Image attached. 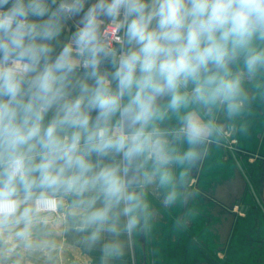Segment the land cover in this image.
Masks as SVG:
<instances>
[{
    "label": "clouds",
    "instance_id": "clouds-1",
    "mask_svg": "<svg viewBox=\"0 0 264 264\" xmlns=\"http://www.w3.org/2000/svg\"><path fill=\"white\" fill-rule=\"evenodd\" d=\"M258 101L264 0H0V234L50 252L34 229L58 212L94 264H120L154 227L149 194L193 200Z\"/></svg>",
    "mask_w": 264,
    "mask_h": 264
},
{
    "label": "crops",
    "instance_id": "crops-1",
    "mask_svg": "<svg viewBox=\"0 0 264 264\" xmlns=\"http://www.w3.org/2000/svg\"><path fill=\"white\" fill-rule=\"evenodd\" d=\"M225 140L237 155L264 206V103L259 101L253 106L246 132L227 135ZM191 184L196 191L195 198L172 209L161 207L156 194H149L158 212L154 227L145 235L128 237L126 253L120 264H243L231 260L227 253L225 246L229 248L231 234H227L224 240L222 252L226 254L222 262L219 260V241L212 237H217L214 221L219 211L230 218L231 223L239 220L236 209L240 208L241 215L245 216L250 211V205L244 200L248 183L227 148L212 146L207 159L193 171ZM249 196L256 205L251 193ZM190 210L194 214L189 217L187 226L175 228V220ZM34 238L52 240L55 248L50 252L28 249L10 236L6 241V252L42 256L35 264H94L97 254H88L76 246L75 234L64 231L58 212L46 216L36 226ZM259 261L252 260L248 264Z\"/></svg>",
    "mask_w": 264,
    "mask_h": 264
},
{
    "label": "rangeland",
    "instance_id": "rangeland-1",
    "mask_svg": "<svg viewBox=\"0 0 264 264\" xmlns=\"http://www.w3.org/2000/svg\"><path fill=\"white\" fill-rule=\"evenodd\" d=\"M260 103L263 104L264 101H260ZM249 194V190L246 189L244 191V200L246 204L250 205V211L246 216L241 215L239 208L236 209V215L238 214L239 220H234V223H231V219L220 211L218 217L215 218L214 231H217L215 232L217 237L216 235H212V237L217 238L219 241L220 262H222L221 260L226 254L222 252V247L225 245V237L227 234H231L229 248L225 246L231 260L239 261L243 264H248L252 260H260L256 263L264 264V217L259 208L252 202ZM10 236L13 235L0 234V264H35L36 260L41 261L42 256H20L6 252L5 245Z\"/></svg>",
    "mask_w": 264,
    "mask_h": 264
},
{
    "label": "water",
    "instance_id": "water-1",
    "mask_svg": "<svg viewBox=\"0 0 264 264\" xmlns=\"http://www.w3.org/2000/svg\"><path fill=\"white\" fill-rule=\"evenodd\" d=\"M109 23V22H108ZM220 146L222 148H227V152L228 154L231 156V158L233 159V161L235 162L237 168L239 169V171L241 172V174L243 175L244 179L246 180V182L248 183V187L250 190V193L256 203V206L259 208L260 212L262 213L263 217H264V206H262V204L260 203L251 183L249 182L248 178L246 177V174L243 170V167L240 165V163L238 162L237 158L235 157V153L230 149L229 144L226 140H224L223 143L217 145Z\"/></svg>",
    "mask_w": 264,
    "mask_h": 264
},
{
    "label": "built area",
    "instance_id": "built-area-1",
    "mask_svg": "<svg viewBox=\"0 0 264 264\" xmlns=\"http://www.w3.org/2000/svg\"><path fill=\"white\" fill-rule=\"evenodd\" d=\"M110 24H111V22L106 23V24H105V27H106V28L109 27ZM108 36H109V38L111 39L113 45L115 46V45H117V44L119 43V40H120V37H121V33H120L119 30H117L115 33L109 32V33H108Z\"/></svg>",
    "mask_w": 264,
    "mask_h": 264
},
{
    "label": "flooded vegetation",
    "instance_id": "flooded-vegetation-1",
    "mask_svg": "<svg viewBox=\"0 0 264 264\" xmlns=\"http://www.w3.org/2000/svg\"><path fill=\"white\" fill-rule=\"evenodd\" d=\"M235 157L237 158V160H238V162L240 163V161H239V159H238V157H237V155H235ZM244 170V169H243ZM245 172V171H244ZM246 174V173H245ZM246 177L248 178V176L246 175ZM248 180H249V178H248ZM249 182H250V180H249ZM251 183V182H250ZM252 185V184H251ZM253 187V186H252ZM253 189H254V187H253Z\"/></svg>",
    "mask_w": 264,
    "mask_h": 264
}]
</instances>
